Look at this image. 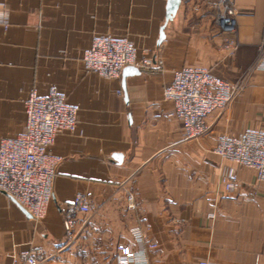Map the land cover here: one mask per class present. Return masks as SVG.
I'll return each mask as SVG.
<instances>
[{
    "label": "crops",
    "instance_id": "obj_1",
    "mask_svg": "<svg viewBox=\"0 0 264 264\" xmlns=\"http://www.w3.org/2000/svg\"><path fill=\"white\" fill-rule=\"evenodd\" d=\"M234 5L236 46H227L218 0H181L158 45L167 0H0V142L24 131L33 91L55 88L80 108L77 131H59L49 149L60 161L43 216L28 217L0 192V264L31 248L43 249L46 264H118L119 243L136 247L134 229L156 244L149 264H264V181L214 152L223 134L264 131V68L253 69L227 111L208 116L211 132L200 139H184L163 92L182 67L233 80L259 58L264 0ZM106 34L127 39L141 59H161L164 70L127 76V95L122 73L87 71L86 51ZM226 167L238 177L233 192L220 183ZM78 194L95 209L67 231L65 211Z\"/></svg>",
    "mask_w": 264,
    "mask_h": 264
},
{
    "label": "built area",
    "instance_id": "obj_2",
    "mask_svg": "<svg viewBox=\"0 0 264 264\" xmlns=\"http://www.w3.org/2000/svg\"><path fill=\"white\" fill-rule=\"evenodd\" d=\"M219 23L227 34V46H236L237 9L234 0H218ZM233 34V38L228 35ZM260 55L253 69L264 68V30L259 45ZM85 69L107 78L119 77L129 65L141 70L163 71V62L139 58L134 46L125 38L110 34L95 36L83 57ZM246 86L245 80L221 77L207 67H182L164 88L166 99L174 103L170 115L183 124L184 139H200L211 132L208 116L215 110L227 111ZM24 131L0 142V192L23 206L32 218L40 219L48 203L54 198V185L58 176L59 157L49 152L59 131L75 132L79 124L77 105L67 101L65 95L52 88L47 95L33 91L25 102ZM214 152L223 159L256 170L257 178L264 181V131L247 129L238 135L218 137ZM220 183L227 192L238 186V177L231 167L222 169ZM127 205L136 208L133 191L128 192ZM95 209L91 199L78 194L65 211L64 227L73 229L77 215ZM136 247L117 245L118 264H149L148 249L156 244L148 240L142 229H134ZM47 256L41 248H31L20 254L14 264H46ZM196 264H221L208 258Z\"/></svg>",
    "mask_w": 264,
    "mask_h": 264
},
{
    "label": "water",
    "instance_id": "obj_3",
    "mask_svg": "<svg viewBox=\"0 0 264 264\" xmlns=\"http://www.w3.org/2000/svg\"><path fill=\"white\" fill-rule=\"evenodd\" d=\"M180 4H181V0H167V13H166L165 22L163 23V25L160 28V37L158 39V45H160L162 40L165 38V28H166L167 24L170 21H172L175 18V16L177 15V12H178ZM140 71H141L140 68H138L136 66H132V65H129V66H127V67H125L123 69L122 78H123V86H124V90H125V94L126 95H127L126 83H125L126 82V77L129 76V75L138 74V73H140ZM17 205L20 207V209L28 217H32L31 213L28 212L23 206H21L18 203H17Z\"/></svg>",
    "mask_w": 264,
    "mask_h": 264
},
{
    "label": "rangeland",
    "instance_id": "obj_4",
    "mask_svg": "<svg viewBox=\"0 0 264 264\" xmlns=\"http://www.w3.org/2000/svg\"><path fill=\"white\" fill-rule=\"evenodd\" d=\"M255 62L256 60H254L252 63H248V65L244 69H242V71H240V73L237 76L233 77L232 79L239 81L245 80L247 76H249V74L252 73Z\"/></svg>",
    "mask_w": 264,
    "mask_h": 264
}]
</instances>
